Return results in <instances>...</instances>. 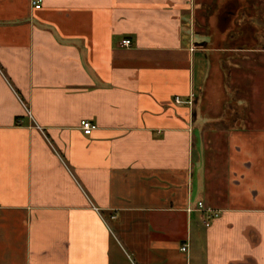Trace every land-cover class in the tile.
Returning a JSON list of instances; mask_svg holds the SVG:
<instances>
[{
  "label": "crops",
  "instance_id": "0c3cea01",
  "mask_svg": "<svg viewBox=\"0 0 264 264\" xmlns=\"http://www.w3.org/2000/svg\"><path fill=\"white\" fill-rule=\"evenodd\" d=\"M41 1L0 0V264H264V0Z\"/></svg>",
  "mask_w": 264,
  "mask_h": 264
},
{
  "label": "rangeland",
  "instance_id": "374dc122",
  "mask_svg": "<svg viewBox=\"0 0 264 264\" xmlns=\"http://www.w3.org/2000/svg\"><path fill=\"white\" fill-rule=\"evenodd\" d=\"M262 1L256 2L254 5L256 9L254 8H246L242 9L239 14L236 12V17L232 19L231 25L229 26L228 35H233V38H228L227 42L229 44L238 45V43L245 44L246 41H248L246 38L251 37L253 32V29L255 26H253V23L255 22V19L257 18L258 14L262 13ZM242 8V7H241ZM251 44V41L248 43Z\"/></svg>",
  "mask_w": 264,
  "mask_h": 264
},
{
  "label": "built area",
  "instance_id": "2783aa9c",
  "mask_svg": "<svg viewBox=\"0 0 264 264\" xmlns=\"http://www.w3.org/2000/svg\"><path fill=\"white\" fill-rule=\"evenodd\" d=\"M41 2V0H32V5L35 9H40L42 7ZM120 46L122 48H131L132 41L129 39H125L120 43ZM176 103H182L179 97H176ZM81 129L83 130L85 135H91L96 130V126L89 121H82ZM198 211L202 214V222L206 228L211 227V225L221 217V212L208 209L202 202L198 204ZM182 251L187 252L188 245H184L182 247Z\"/></svg>",
  "mask_w": 264,
  "mask_h": 264
}]
</instances>
